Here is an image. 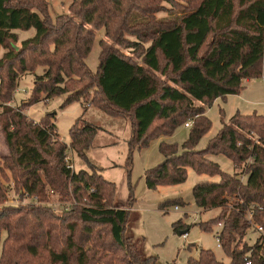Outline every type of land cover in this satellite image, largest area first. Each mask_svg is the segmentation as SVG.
Wrapping results in <instances>:
<instances>
[{"label":"trees","instance_id":"1","mask_svg":"<svg viewBox=\"0 0 264 264\" xmlns=\"http://www.w3.org/2000/svg\"><path fill=\"white\" fill-rule=\"evenodd\" d=\"M47 9L44 0H0V46L17 43V31L35 30L0 59V118L10 151L3 170H10L30 196H39L47 184L68 195L72 185L77 196L88 193L92 204L78 209L75 217L35 204L3 205L0 264H158L156 257H144L134 247L126 234L131 213L114 203L115 183L88 159L100 129L85 119L89 108L71 127L67 144L54 113L40 122L24 114L43 97H63L62 108L89 103L106 116L128 117L129 178L135 150L173 135L191 120L183 144L161 142L164 160L145 171L147 189L183 184L191 171L218 177L197 183L193 197L202 213L220 211L198 225L212 232L222 223L221 246L229 262L201 249L191 263L264 264V234L257 231L264 230V115L236 112L198 149L212 127L207 111L214 102L239 95L245 81L263 76L264 0H74L69 13L55 20L47 18ZM164 11L176 13L159 18ZM100 29L105 39L93 73L87 58ZM111 43L137 52L141 62ZM24 74L35 77L32 94L13 108L8 104ZM69 151L90 170L68 168ZM220 155L233 163L234 173L212 159ZM4 198L0 187V204ZM181 201H166L160 208ZM128 202H136L133 187ZM174 229L185 227L179 221ZM251 233L258 234L253 243L247 240Z\"/></svg>","mask_w":264,"mask_h":264},{"label":"rangeland","instance_id":"2","mask_svg":"<svg viewBox=\"0 0 264 264\" xmlns=\"http://www.w3.org/2000/svg\"><path fill=\"white\" fill-rule=\"evenodd\" d=\"M44 1L48 8L47 18L55 20L57 16L69 13V8L74 0ZM165 5L168 9H171V6ZM174 14L170 15L164 11L158 14V17L161 19L172 18ZM16 33L18 42L11 43L9 48L12 45L21 47L22 41L35 35V30L17 31ZM104 34V29L97 32L92 51L87 58V64L93 73L97 72L100 63V40L105 39ZM111 45L116 46L125 55L132 56L138 62H141V57L137 52L127 47L117 46L114 43H111ZM9 48L0 46V59ZM36 73L42 74V69H37ZM34 79L33 74H24L20 77L18 88L13 100L8 104L9 106L16 108L31 97ZM93 96L92 92L89 93V99ZM63 101V97L51 100H46L43 97L39 103L32 105L27 110L24 109V114L29 120L40 122L46 114L54 113L60 138L69 144L71 127L84 113V107L89 108L86 110L85 119L93 122L100 129L93 148L88 151V159L93 165L102 170L101 173L105 179L115 183L117 191L114 203L121 205L131 213L126 234L131 238L134 247L142 256H154L157 258L158 264H192V261L199 258L200 250L205 249L212 250L220 261L229 262L222 248L218 247L216 240L218 228L215 227L214 231L207 232L198 225L215 217L220 211L212 209L202 213L197 208L193 197V187L197 183L217 181L218 177L198 175L191 171L187 181L183 184L161 186L157 190H148L146 186L145 171L164 160L159 150L161 142L183 144L189 136L190 130L188 128L180 126L173 135L155 139L151 141L148 147L135 150L132 155V172L129 178L125 163L128 155V140L132 135L130 119L128 117L112 118L106 116L97 108L90 106L89 103L82 105L75 102L62 108ZM2 110L0 107V113ZM238 111L242 114L257 113L264 115V62L261 78L245 81L244 89L239 95L228 96L226 100L219 99L208 109L207 116L212 121V127L199 143L198 149H203L208 141L216 136L223 123H228ZM2 124L0 118V187L5 196L0 208L3 205L23 206L35 204L45 207L57 215L71 212V215L75 217L78 209L92 204L88 193L84 194L83 197H79L74 193L72 185H69L68 195L61 194L57 189L47 184L44 192L39 196H30L16 183L10 170L6 167L3 170L4 160L9 156L10 151L5 142ZM212 159L218 162L223 170L229 173L236 171L233 163L226 157L220 155L212 157ZM66 165L76 171L79 169L90 170V166L75 157L71 151L67 153ZM131 187H133L136 197V202L132 205L128 202ZM90 192H94V190ZM176 200L182 201L164 209L160 208L162 203ZM176 206H179V210L175 209ZM179 221L185 227L183 233H188L187 238H184L182 234L180 235L182 231L176 232L174 229V224ZM5 236L4 233L3 238ZM257 236V233H251L247 240L253 243Z\"/></svg>","mask_w":264,"mask_h":264},{"label":"built area","instance_id":"3","mask_svg":"<svg viewBox=\"0 0 264 264\" xmlns=\"http://www.w3.org/2000/svg\"><path fill=\"white\" fill-rule=\"evenodd\" d=\"M190 125H191V122H188V123H186L185 127L188 128V127H190ZM175 209H176V210H179V206H176ZM252 217H253L252 213H249V214H248V219H249L250 221L252 220ZM217 228H218V230H217V233H216V240H217V242H218V247H219V248H222V246H221V236H220V231H221V228H222V223L219 224ZM257 231H258V233H259L260 235H263V234H264V230H263L262 227H258V228H257ZM183 237H184V238H187V237H188V233H187V232L183 233ZM246 264H250V262H247Z\"/></svg>","mask_w":264,"mask_h":264},{"label":"crops","instance_id":"4","mask_svg":"<svg viewBox=\"0 0 264 264\" xmlns=\"http://www.w3.org/2000/svg\"><path fill=\"white\" fill-rule=\"evenodd\" d=\"M227 98H228V97H227ZM227 98H226V99H227ZM226 99H225V100H226ZM217 100H219V99H217ZM217 100H216V101H217ZM216 101H215V102H216ZM238 112H239V111H238ZM184 230H185V229L182 230V232L180 233V235L183 234V231H184Z\"/></svg>","mask_w":264,"mask_h":264},{"label":"water","instance_id":"5","mask_svg":"<svg viewBox=\"0 0 264 264\" xmlns=\"http://www.w3.org/2000/svg\"><path fill=\"white\" fill-rule=\"evenodd\" d=\"M183 235V234H182Z\"/></svg>","mask_w":264,"mask_h":264}]
</instances>
